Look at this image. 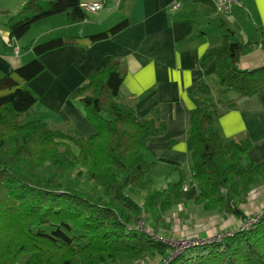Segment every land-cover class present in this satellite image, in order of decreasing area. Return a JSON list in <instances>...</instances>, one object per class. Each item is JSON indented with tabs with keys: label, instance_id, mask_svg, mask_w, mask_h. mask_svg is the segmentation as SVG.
<instances>
[{
	"label": "trees",
	"instance_id": "obj_1",
	"mask_svg": "<svg viewBox=\"0 0 264 264\" xmlns=\"http://www.w3.org/2000/svg\"><path fill=\"white\" fill-rule=\"evenodd\" d=\"M87 3L24 0L22 18L7 23L10 40L63 13L69 24L82 23L88 18ZM128 25L124 20L100 33L32 43L28 49L36 57L0 77V264H264V212L247 228L182 250L166 241L157 225L145 231L161 213L185 203L184 179L151 185L158 161L148 158L147 143L165 134L166 124L158 114L138 117L133 101L122 94L119 60L112 58L71 93L95 131L90 137L26 120L38 102L28 85L46 70L41 56L69 44L110 39ZM225 30L223 43L209 49L201 64L216 59L223 95L254 96L264 89V66L241 69L251 44L232 40L233 32ZM196 95L186 140L198 188L194 201L246 223L241 204L264 178V162L250 159V140L227 141L218 129V119L235 103L220 109L221 97H213L206 84ZM77 173L94 183L82 185ZM143 189L147 192L141 196Z\"/></svg>",
	"mask_w": 264,
	"mask_h": 264
},
{
	"label": "crops",
	"instance_id": "obj_2",
	"mask_svg": "<svg viewBox=\"0 0 264 264\" xmlns=\"http://www.w3.org/2000/svg\"><path fill=\"white\" fill-rule=\"evenodd\" d=\"M93 1H101L103 8L82 23L69 24L66 19L61 29L66 27L68 33L55 36H88L124 20L129 21L128 27L110 39L89 46L69 44L41 56L46 70L28 85L38 102L26 120L43 121L55 130L75 129L85 138L93 135L82 105L71 93L115 58L124 75L122 94L133 101L138 117L158 114L166 124L165 134L148 141L149 157L181 167L189 161L186 140L198 104L196 93L206 84L216 98L220 87L215 76L216 59L209 58L203 67L201 58L223 43L228 29L233 32L232 40L251 44L239 67L252 70L264 66V0H240L241 6L231 14L219 12L215 0H83ZM174 2L180 4L179 9L171 8ZM23 4L24 0H0V34L4 40L0 77L32 58V52L23 54L19 46V53H15L9 31L3 27ZM226 101L235 107L218 119L222 137L227 141L250 140V159L256 164L264 162V89L251 97L234 94ZM190 190L197 193L194 187Z\"/></svg>",
	"mask_w": 264,
	"mask_h": 264
},
{
	"label": "rangeland",
	"instance_id": "obj_3",
	"mask_svg": "<svg viewBox=\"0 0 264 264\" xmlns=\"http://www.w3.org/2000/svg\"><path fill=\"white\" fill-rule=\"evenodd\" d=\"M19 13L20 12L13 16L14 21H19L22 18ZM87 13L89 18L93 17V13ZM11 19L12 18L9 17L7 22ZM66 19L67 16L64 13L44 19L35 23L23 38L12 42L16 49H21L23 54L27 53V51L32 52V58L25 61V63L30 62L36 57L33 50L28 49L32 43H44L51 38L56 37L55 35L68 33L66 27L61 29V27L64 26ZM3 27L8 29L6 28L7 26ZM71 32L72 29L69 33ZM2 35L3 33L0 34V46L4 48ZM220 87L217 90L216 98L219 99V97H221L224 102L218 105V107L222 109L229 104V102L226 101V103L225 100H228L230 96H234V94L229 96L223 95V93H221L223 92V87ZM79 103L81 104V102ZM25 117H27V115ZM147 156L150 160H154L149 157V153ZM180 168L181 170L178 171L174 165L158 162L156 168L150 173L149 179L153 182L151 185L154 188H160L168 183L179 181L181 177L184 178L183 183L185 194L183 198L185 203L176 206L165 213H161V215L157 217V221L155 220L151 223L152 227L148 226L145 228V231L149 232L151 231V228L155 230L154 225H157L156 230L158 233L162 235V237H166L165 240L170 242L177 250H182L187 246L194 245L196 242H204V240L208 241L211 239L217 240L223 235H228L230 232L232 233L233 230H236L237 228H247L250 226L251 220H253L255 216L264 212V178L261 179L260 185L253 189L248 197L245 198V202L241 204V207L248 218L246 223H244L243 220L233 214L221 213L218 210L209 211L194 201V198L198 193V188L192 179V174H190L191 171L193 173V164L190 155L189 161L184 162ZM76 172L77 171L74 172V175ZM75 178L78 179L82 185H85L86 183H94L89 181L84 174L78 175L77 173ZM191 187H194L195 190H197V193L191 194ZM139 192L140 195L143 196L146 194L147 190L143 189Z\"/></svg>",
	"mask_w": 264,
	"mask_h": 264
},
{
	"label": "built area",
	"instance_id": "obj_4",
	"mask_svg": "<svg viewBox=\"0 0 264 264\" xmlns=\"http://www.w3.org/2000/svg\"><path fill=\"white\" fill-rule=\"evenodd\" d=\"M215 2L218 11L222 14H231L235 8L241 6L240 0H215ZM179 7L180 4L177 2H174L171 6L173 10H177ZM85 8L90 13H96L103 8V3L101 1H93L87 3Z\"/></svg>",
	"mask_w": 264,
	"mask_h": 264
},
{
	"label": "bare ground",
	"instance_id": "obj_5",
	"mask_svg": "<svg viewBox=\"0 0 264 264\" xmlns=\"http://www.w3.org/2000/svg\"><path fill=\"white\" fill-rule=\"evenodd\" d=\"M164 162V161H163ZM183 190H185L184 188H183Z\"/></svg>",
	"mask_w": 264,
	"mask_h": 264
}]
</instances>
